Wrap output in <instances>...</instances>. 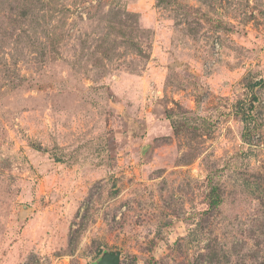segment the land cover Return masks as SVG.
Wrapping results in <instances>:
<instances>
[{
  "label": "rangeland",
  "instance_id": "374dc122",
  "mask_svg": "<svg viewBox=\"0 0 264 264\" xmlns=\"http://www.w3.org/2000/svg\"><path fill=\"white\" fill-rule=\"evenodd\" d=\"M113 251L264 264V0H0V264Z\"/></svg>",
  "mask_w": 264,
  "mask_h": 264
},
{
  "label": "water",
  "instance_id": "95a60500",
  "mask_svg": "<svg viewBox=\"0 0 264 264\" xmlns=\"http://www.w3.org/2000/svg\"><path fill=\"white\" fill-rule=\"evenodd\" d=\"M121 252H104L97 264H120Z\"/></svg>",
  "mask_w": 264,
  "mask_h": 264
},
{
  "label": "trees",
  "instance_id": "16d2710c",
  "mask_svg": "<svg viewBox=\"0 0 264 264\" xmlns=\"http://www.w3.org/2000/svg\"><path fill=\"white\" fill-rule=\"evenodd\" d=\"M37 149L39 150V148ZM219 205H220V198L218 194V188H214L212 190V203L209 206L210 208H215V207H219ZM94 264H97V263H94Z\"/></svg>",
  "mask_w": 264,
  "mask_h": 264
},
{
  "label": "built area",
  "instance_id": "2783aa9c",
  "mask_svg": "<svg viewBox=\"0 0 264 264\" xmlns=\"http://www.w3.org/2000/svg\"><path fill=\"white\" fill-rule=\"evenodd\" d=\"M218 45V44H217Z\"/></svg>",
  "mask_w": 264,
  "mask_h": 264
}]
</instances>
